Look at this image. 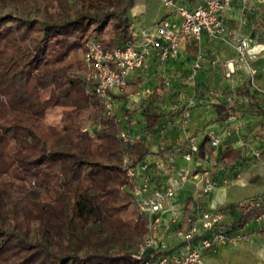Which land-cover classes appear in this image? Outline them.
<instances>
[{
    "label": "trees",
    "instance_id": "16d2710c",
    "mask_svg": "<svg viewBox=\"0 0 264 264\" xmlns=\"http://www.w3.org/2000/svg\"><path fill=\"white\" fill-rule=\"evenodd\" d=\"M136 1L0 0V77L19 98L0 96V264H147L157 255L138 257L148 218L125 187L124 159L137 166L150 148L122 137L136 111L126 112V126L118 112L108 115L84 61L89 39L108 50L136 42L128 15ZM243 95L264 115L249 90ZM235 104H218L217 119L228 120ZM59 109L60 126L47 122ZM141 111L149 134L167 115L154 103ZM211 152L206 135L198 159ZM242 157L229 147L220 160L229 166ZM250 199L232 205L238 219L220 226L238 231L256 221L264 205L249 208ZM192 204L189 198L186 219Z\"/></svg>",
    "mask_w": 264,
    "mask_h": 264
},
{
    "label": "crops",
    "instance_id": "0c3cea01",
    "mask_svg": "<svg viewBox=\"0 0 264 264\" xmlns=\"http://www.w3.org/2000/svg\"><path fill=\"white\" fill-rule=\"evenodd\" d=\"M234 1L224 15L227 30L223 38H213L204 33L200 41H184L178 57L165 63L160 61L156 52L153 53L142 68L130 75L128 91L124 97L116 99L118 114L124 124L126 112L136 111L125 131L129 137L144 139L150 148V154L142 162L148 164L153 187L172 178L169 167L175 164L179 166L184 163L193 169V175L198 171V180V177L204 175L206 163L200 164L196 158L186 162L184 152L200 147L207 131L219 133L222 144L219 146L218 159L224 168L220 179L227 176L232 180L228 184L220 182L219 186L203 196L200 206L215 211L264 194V167L254 164L255 153L264 151V134L258 133L264 115L258 116L257 112L251 111L249 99L243 95L245 90H249L264 109V34L258 36L250 28L242 26L239 3ZM253 1H261L264 5V0ZM143 10L142 6L138 7L139 12ZM259 13L256 21L258 26L264 28V10ZM169 17L179 19L176 15ZM248 38L246 62H236L234 72L228 76L227 62L237 60V45L241 39ZM198 53H203L205 60L202 67L194 71L193 63ZM253 70L255 73H252ZM232 98L236 103L234 115L226 121L217 119V105L228 104ZM151 103L161 113L167 114L153 134L146 131L141 111V106H149ZM228 111L233 113L232 109ZM224 113L222 111L221 115ZM229 147L241 149L243 157L233 165L226 166L220 159ZM175 160L177 162L174 164ZM193 175L192 181L186 183L177 192V196L166 204L184 217L189 198L193 199L191 214L195 213L198 199L193 194L201 187L200 183L195 184ZM252 183L257 185L255 191L250 190ZM236 210L239 217V210ZM160 234L169 249L173 250L178 243L173 230L160 229ZM227 251V248L206 250L204 263L224 264Z\"/></svg>",
    "mask_w": 264,
    "mask_h": 264
},
{
    "label": "built area",
    "instance_id": "2783aa9c",
    "mask_svg": "<svg viewBox=\"0 0 264 264\" xmlns=\"http://www.w3.org/2000/svg\"><path fill=\"white\" fill-rule=\"evenodd\" d=\"M162 2L170 9V14L152 27L137 33L136 42L111 50L106 49L96 39H89L86 42L84 54V61L88 66L86 78L93 83V89L102 100L108 115H116L117 96L127 93L130 75L142 68L153 53L156 52L160 61L165 63L178 57L184 41H200L204 33L213 38H223L226 33L224 15L232 7V0H202L196 5L181 4L177 0H162ZM171 15H176L179 19L173 20L169 17ZM248 47V40L242 39L239 42L237 60L227 62L228 76L234 72L236 62H246ZM204 60L205 55L198 53L193 67L196 70L200 69ZM252 73L255 71L253 70ZM207 136L211 139V157L216 160L213 162L216 165L217 150L222 142L221 136L214 130H209ZM122 137L127 140L129 134L123 131ZM198 149L195 148L194 152L184 154V160L191 162L196 158L200 164L203 163L204 161L198 159V152L196 155L195 151ZM260 152L257 151V154ZM124 167L129 179V185L125 187L130 188L137 208L148 218L149 230L138 257L157 254L152 255L147 264H205L206 250L214 249L229 241L220 226L223 215L219 211L204 209L198 205L199 211L186 219L184 216H179L180 214L171 207H167L166 204L175 198L177 192L189 181V167L176 168L170 180L156 187H153L147 163L142 162L132 166L131 160L126 157ZM206 172L205 170L204 175L198 177L202 186L193 194L198 200L211 192L215 185V181ZM263 205L264 195L246 202L249 208ZM257 220L264 222V213ZM160 229L173 230L178 239L173 250H170L168 243L161 238Z\"/></svg>",
    "mask_w": 264,
    "mask_h": 264
},
{
    "label": "rangeland",
    "instance_id": "374dc122",
    "mask_svg": "<svg viewBox=\"0 0 264 264\" xmlns=\"http://www.w3.org/2000/svg\"><path fill=\"white\" fill-rule=\"evenodd\" d=\"M37 1L40 3L42 0H37ZM137 1L135 5L128 11V15L133 20L134 28L138 33L143 31L144 29L152 27L155 23L159 22L162 18H165L171 12L170 9L164 6L162 0H140L138 2ZM177 1L180 2L181 4L183 3L189 5L190 4L196 5L200 3L202 0H177ZM234 2L239 3L238 7H240L242 13L241 18L243 20L242 26L245 29L250 28V30H252L254 33H258V36H262L264 34V28L258 26V21H256L259 18L260 15L259 12L264 10V5H262V2L253 1V0H235ZM139 6H142V8L144 9L142 12L138 11ZM252 26H254L253 27L254 29L252 28ZM246 40L249 41V38ZM193 70L198 71L195 68H193ZM16 91H17L16 88L7 85L0 77V96L5 97L7 100H18L19 98H17L15 95ZM118 110L119 109H117V112ZM185 114L186 113H184V118H185ZM60 119H61L60 109L56 111H50L46 116L47 122L57 124L58 126H60ZM183 123H185V119L183 120ZM96 128L97 126H95L94 124L88 126V130L91 131L92 133L95 132ZM196 148L198 149L199 147ZM192 152H194V150L189 152H184V154H188ZM195 152L197 155L198 151ZM218 154H219V148L217 150V155H216L218 161L216 165L213 164V162H215L216 160L213 159L211 155L208 156L206 161H204V163H206L205 164L206 166L205 170L207 171L206 173L212 180L215 181L214 188L219 186L220 182L223 184H228L232 180L227 176L220 179V174L222 171H224L223 170L224 168L223 166H221L219 162ZM254 156H255L254 164L260 167H264V151H261L260 154H257L256 152ZM176 162L177 161L175 160L174 164ZM182 166L187 167L184 163L183 165H179V166H177L176 164L175 166L172 167L170 166L169 169L171 171V175L173 174V171L176 168H180ZM189 170H190L189 181H192L193 169L189 167ZM197 173L198 171H196L195 174L193 175L195 179L197 177ZM197 183H200L202 186V183L199 180L197 181L196 179L195 184L197 185ZM256 189H257V185L255 183H252L250 190L255 191ZM202 199L203 197L196 201L197 204L194 212L199 211L200 208H197V206L201 204ZM222 215H223L222 224H225L226 226L231 224L232 222H234V220L237 219L238 211L235 208H233L231 205H229L224 207ZM179 216H183V215L180 214ZM222 229L229 238V241L226 244L217 246L215 248L216 251L222 248H227L228 251H227L226 261L224 264H264V222L263 221L256 220L255 222L249 223L242 230H238V231H230L227 227H222Z\"/></svg>",
    "mask_w": 264,
    "mask_h": 264
}]
</instances>
